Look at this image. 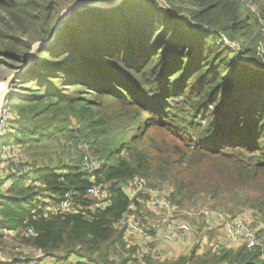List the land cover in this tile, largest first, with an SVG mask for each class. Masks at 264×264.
<instances>
[{"label": "trees", "instance_id": "16d2710c", "mask_svg": "<svg viewBox=\"0 0 264 264\" xmlns=\"http://www.w3.org/2000/svg\"><path fill=\"white\" fill-rule=\"evenodd\" d=\"M80 1L117 0H0V65L9 76L46 43L6 97V145L23 164L20 175H0V251L10 264H264V242L225 245L222 226L209 239L215 247H201L197 233L187 254L161 259L129 245L121 223L147 210L124 192L144 178L167 185L164 198L179 211L198 200L232 217L251 211L264 233V0L80 7L55 33ZM92 186L108 189L109 206L97 207ZM68 198L86 215L45 217ZM28 228L37 235L22 236Z\"/></svg>", "mask_w": 264, "mask_h": 264}, {"label": "built area", "instance_id": "2783aa9c", "mask_svg": "<svg viewBox=\"0 0 264 264\" xmlns=\"http://www.w3.org/2000/svg\"><path fill=\"white\" fill-rule=\"evenodd\" d=\"M226 44L236 50L238 46L235 43L228 42ZM3 89V83H0V91ZM12 115L10 113L9 103L7 98L0 107V140L4 139L11 131L10 121ZM7 148V149H6ZM1 158L3 160L0 163V175L2 178L10 175H20L23 162L19 158L18 148L11 149V147L4 144L3 150H1ZM10 163H13L9 167ZM84 164L88 171L94 172L97 167L95 163L89 157L84 158ZM124 192L130 200L138 199L141 204H144L151 213L159 217L162 223L163 233L162 241L166 245H173L175 243H187L193 237V227L189 220L182 219V215L197 216L201 219L204 226L207 229L216 226H222L225 237L222 243L228 246H238L246 243L249 246H261L258 230L254 228L252 223L248 220L245 213L239 214L235 217L227 214L224 211L214 208H206L201 211H197V207H192L188 211H179L173 208L166 202L161 190L149 187L148 182L144 178H139L133 182L126 184ZM88 195L97 199L99 204L97 207H107L111 204V195L108 189L101 186H92L88 189ZM134 209V206H132ZM86 213L82 210L81 206L73 201L72 198H68L61 203L50 205L46 218L61 217L66 215H79ZM128 218V220H126ZM122 225L127 227L125 235L126 242L130 245V235L136 233L141 236L142 243H149L152 241L150 238V227L147 225H141L139 221H136L132 216L128 215L122 222ZM7 234L10 237L16 236L13 231H8ZM25 238L36 236V232L32 228H28L22 234ZM129 247V246H128ZM16 251H23V249L16 248ZM36 251V250H35ZM152 253L157 255L158 249H152ZM35 257L37 259H44L46 255L39 251H36ZM12 260L10 258H4L0 255V264H10Z\"/></svg>", "mask_w": 264, "mask_h": 264}, {"label": "rangeland", "instance_id": "374dc122", "mask_svg": "<svg viewBox=\"0 0 264 264\" xmlns=\"http://www.w3.org/2000/svg\"><path fill=\"white\" fill-rule=\"evenodd\" d=\"M160 1V0H159ZM250 5H252V8L253 10H258V7L254 4V3H251V2H248ZM263 32V30H262ZM264 33V32H263ZM9 71H8V68L5 67V65H0V83L2 82L4 84V82L7 80V78L11 77L9 76ZM12 142V136L11 135H6V137L4 139H1L0 140V150H3V147H4V144H8ZM17 147V146H15ZM7 149V148H6ZM35 174L34 173H31L30 174V178L34 177ZM148 186L149 187H152L150 186L149 182H148ZM154 188H157L161 191H163V193L165 192H169L171 191L170 188L165 185V184H162L161 187H154ZM212 203L211 202H203V201H197L196 203H193V205H191L190 207L192 208L193 207H196L197 206V211H201L202 209H206V208H212ZM144 205V204H143ZM145 206V205H144ZM146 207V206H145ZM190 207H187L186 209L190 208ZM146 211H144V214H142V220H137L135 219L133 216V218L136 220V221H139L140 223H143L141 225H147L150 227V238L152 239L151 242L149 243H142L141 241V236L136 234V233H133V235H130L131 238H130V243L132 244V246H135L136 248L139 247L140 249L142 248V252L146 253L147 251L152 253V249L154 248H157L158 249V254L155 255L156 258H161V259H175V258H178L180 255H185L188 253V249H190L194 244H198V240L195 242V238H193L197 233H201V235H199L201 237V247H208L207 244H210L212 247H215V241L214 240H209L210 238L212 239H215L217 236H215L213 233L215 231H217L215 228L216 227H212L210 229H207L206 226L203 225L201 219H199L197 216H188V215H182V219H186V220H189L192 224V227H193V230H192V233H193V237L191 238V240L187 243H183V244H180V243H175L173 244L172 246H169V247H161V245L159 244V242H156V244H152V242H154L155 240H158L160 241V238L162 237V233H163V228H162V223H161V220L159 219V217H157L156 215H154L153 213H151L149 211V209L146 207ZM188 211V210H186ZM246 214V216L248 217V220L252 223V225L254 226L255 229L258 230V234H259V239H260V243H263L264 242V233L261 231V229L263 228L262 227V224L261 223H256L257 222V218L255 216V214H253L251 211H247V212H244ZM148 214V215H147ZM242 214V213H241ZM128 220V218L126 219ZM157 229V232H156V235H155V230ZM218 229V228H217ZM213 230V231H212ZM158 236V237H157ZM198 236V235H197ZM225 237V234L224 232L222 231V235L221 237H219V240L222 241L223 238ZM13 238H10L9 240H12ZM204 239V240H203ZM194 245V246H195ZM207 245V246H206ZM13 246H12V242L10 241V246H9V249H11ZM27 252L34 255L36 253V251L34 249H31V248H27ZM0 255H2V257L4 258H9L7 257V255L5 254V251H0ZM74 263L76 264V260L74 257H72L68 263ZM44 264H59L57 262H52L50 260L46 261V262H43ZM77 264H80V263H77Z\"/></svg>", "mask_w": 264, "mask_h": 264}, {"label": "water", "instance_id": "95a60500", "mask_svg": "<svg viewBox=\"0 0 264 264\" xmlns=\"http://www.w3.org/2000/svg\"><path fill=\"white\" fill-rule=\"evenodd\" d=\"M126 0H117L115 3H101V2H93V1H80L77 2L75 4H73L72 6H70L67 10H65L61 16L59 17L57 24L55 26V33H57L60 28L66 23V21L72 16V14H74L75 10H77L80 7H90V8H99V9H103V10H111L114 9L120 5H122L123 3H125ZM46 43H37L36 45H34L27 57V61H28V67L31 64L32 58L34 56V54L45 45ZM28 67H26L21 73L25 72ZM20 73V74H21ZM20 74H13L11 77L7 78V80L4 82L3 84V89L0 91V107L2 106V104L4 103L9 91H10V85L11 82L13 80H15L17 78V76H19Z\"/></svg>", "mask_w": 264, "mask_h": 264}, {"label": "crops", "instance_id": "0c3cea01", "mask_svg": "<svg viewBox=\"0 0 264 264\" xmlns=\"http://www.w3.org/2000/svg\"><path fill=\"white\" fill-rule=\"evenodd\" d=\"M135 210V209H134ZM156 232H157V229L155 230V235H156ZM158 237V236H157ZM191 240V239H190ZM156 242H159V244L161 245V247H169V246H172V245H166L163 243L162 239L160 238V241L158 240H155L154 242H152V244H156ZM180 244H183V243H180Z\"/></svg>", "mask_w": 264, "mask_h": 264}]
</instances>
